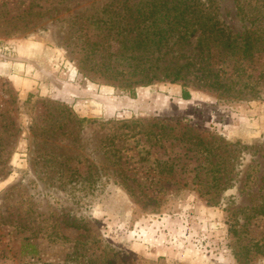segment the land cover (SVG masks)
Instances as JSON below:
<instances>
[{
    "label": "rangeland",
    "instance_id": "1",
    "mask_svg": "<svg viewBox=\"0 0 264 264\" xmlns=\"http://www.w3.org/2000/svg\"><path fill=\"white\" fill-rule=\"evenodd\" d=\"M152 2L0 0V264H264V49L133 43Z\"/></svg>",
    "mask_w": 264,
    "mask_h": 264
},
{
    "label": "trees",
    "instance_id": "2",
    "mask_svg": "<svg viewBox=\"0 0 264 264\" xmlns=\"http://www.w3.org/2000/svg\"><path fill=\"white\" fill-rule=\"evenodd\" d=\"M197 1L198 2L191 3V1L187 2L186 0H161V6L157 7L153 0L149 16L151 17L157 13L160 15L155 19L156 23L158 22L155 35L152 36V31L147 27L146 31L142 30L143 32L135 35L131 42L145 43L149 39L154 42H160L162 38H165L170 28H175L172 24H177V26L183 25L184 27V32H182V36L179 38H187L189 37L188 35L191 36L193 33L199 31L197 50H199L201 55H204L202 56L204 59H209L212 56L214 47L219 49V54L226 53L228 55H235L236 53L238 54V50H240L244 57H252L255 50L264 49V26H262L264 22L260 20V17L264 15V0H253V2L250 0H235L238 13L251 23V26L245 29L241 45L235 42L234 37L221 23L218 16L219 5L217 0ZM208 1H211V5H207ZM162 7L165 8L163 9ZM146 17L148 18V15L144 18L146 19ZM165 20H167V25L171 23V27L166 28L165 26H160V23ZM153 23L154 20L151 24ZM258 23L261 25L258 26ZM188 25H196V27L187 33L185 30H187ZM147 55H149V52L146 51L130 53L131 58L135 60L147 59ZM159 58L160 56H153L151 58V61H153L151 63V65H153L152 68ZM188 64H190V62L177 66L174 77L172 78L173 81L180 79L182 69L187 68ZM197 69L201 71L199 76H197L201 79H206L210 77L211 74L217 77V74L214 73L212 70L213 68L210 67L209 64L203 67L199 66ZM214 84H216V82L213 81L211 85ZM183 97L189 99L191 95L188 91H184ZM260 211L264 212V206L260 208Z\"/></svg>",
    "mask_w": 264,
    "mask_h": 264
},
{
    "label": "built area",
    "instance_id": "3",
    "mask_svg": "<svg viewBox=\"0 0 264 264\" xmlns=\"http://www.w3.org/2000/svg\"><path fill=\"white\" fill-rule=\"evenodd\" d=\"M8 50H10V46L8 44L3 45V46L0 45V51L6 52Z\"/></svg>",
    "mask_w": 264,
    "mask_h": 264
}]
</instances>
